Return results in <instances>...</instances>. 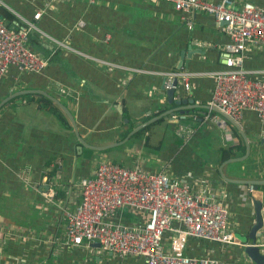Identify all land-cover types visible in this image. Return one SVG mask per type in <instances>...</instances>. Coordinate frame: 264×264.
Masks as SVG:
<instances>
[{
    "label": "crops",
    "instance_id": "obj_1",
    "mask_svg": "<svg viewBox=\"0 0 264 264\" xmlns=\"http://www.w3.org/2000/svg\"><path fill=\"white\" fill-rule=\"evenodd\" d=\"M246 1L264 8V0H240L238 7ZM0 12L10 26L33 22L37 29L30 33L29 47L48 60L40 74L11 67L0 85V264H146L142 258L106 252L98 243L76 248L65 243V212L80 201L72 185L94 178L103 160L165 171L193 186L205 180L230 210L229 229L244 243H252L254 200L260 201L263 225L256 236L264 244V189L250 194L247 185L229 182L219 172L222 148L237 144L238 134L243 137L234 127L235 141L227 143L223 128L204 120L214 90L209 74L226 69L223 50L229 42L213 16L195 12L189 28L184 13L160 0H0ZM38 12L42 17L35 20ZM244 68L264 79V46L247 47ZM169 72L192 74L190 90L178 88L198 106L181 121L192 134L179 133L178 124L166 117L106 154L82 147L61 108L35 93L44 92L68 108L87 145L106 146L175 107L164 90ZM17 94L23 95L13 98ZM238 123L251 154L225 166L224 174L263 181L264 124L252 112ZM51 188L65 196L47 200ZM147 220L146 213L129 209L108 218L128 227ZM188 255L253 264L240 249L200 239L189 241Z\"/></svg>",
    "mask_w": 264,
    "mask_h": 264
},
{
    "label": "built area",
    "instance_id": "obj_2",
    "mask_svg": "<svg viewBox=\"0 0 264 264\" xmlns=\"http://www.w3.org/2000/svg\"><path fill=\"white\" fill-rule=\"evenodd\" d=\"M171 2L175 10L184 13L186 24L192 28L189 16L204 12L223 26L229 37L224 48L226 69L209 74L214 90L206 108L204 120L218 123L225 132L227 143H234L233 127L216 108L238 123L246 112H252L264 124V79L253 77L256 72L244 68L249 45L264 46V8L240 0H160ZM42 13L34 15L38 20ZM80 27L84 26L81 21ZM33 22L10 26L0 15V85L11 67L40 74L48 60L29 47L30 33L36 30ZM109 40V36H107ZM191 73L165 74L164 90L191 88ZM221 116V117H220ZM179 133L189 137L192 130L181 121L186 114L170 116ZM239 124V123H238ZM77 188L80 201L73 210L65 212L64 240L72 247L98 243L104 251L119 257L142 258L146 264H221L215 257L188 255L191 239H200L244 252V243L229 229L230 210L216 194L200 180L198 186L170 177L165 171L150 172L142 167L126 168L103 160L94 178H82ZM250 194L253 186H248ZM47 200L56 198L54 188L45 194ZM146 213L148 220L139 226L112 224L108 218L120 210ZM264 255V244H259ZM245 254V253H244ZM246 255V254H245Z\"/></svg>",
    "mask_w": 264,
    "mask_h": 264
},
{
    "label": "water",
    "instance_id": "obj_3",
    "mask_svg": "<svg viewBox=\"0 0 264 264\" xmlns=\"http://www.w3.org/2000/svg\"><path fill=\"white\" fill-rule=\"evenodd\" d=\"M178 81L175 80L174 84H173V88L172 89H168L166 90V95L168 98V102L171 106H175L172 109L167 110L166 112H164L163 114H161L160 116H157L156 118H153L152 120L148 121L147 123L142 124L141 126L135 128L130 134L129 136L117 143L114 144H110V145H106V146H89L87 145L84 140L81 138L80 136V132L76 123V120L74 118V116L72 115V113L68 110V108H66L61 102L57 101L56 99L44 94V92H38L36 91L35 93L41 95V96H46L50 101L54 102L56 105H58L62 112L66 115V117L69 119V121L71 122L72 126H73V130L77 136V139L80 143V145L82 147H88L90 150L92 151H96V152H103V151H107L109 149L115 148V147H119L123 144H125L128 139L134 135L135 133H138L140 130L144 129L146 126L162 119V118H168L172 115H176V114H184L186 112H188L190 109H195L198 106L194 103V100L192 99H186L183 97L184 93H181V91H179L178 89ZM180 94V98L177 99L176 95ZM23 94H17V96H14L13 98H16L18 96H21ZM12 98V99H13ZM12 99H8V101L12 100ZM214 112L221 114L225 119H227L242 135L244 142H245V146H246V153L244 156L242 157H238V158H230L226 161H224L219 169L220 175L227 181L232 182L234 184H241V185H247V186H253L255 191L259 189V187L264 186V180L263 181H258V180H232V179H228L223 171V168L225 166H227L228 164H233V163H242L244 161H246L251 154V145L249 142V139L247 137V135L244 133V131H242V129L240 128L239 124L232 121L228 116L224 115L220 110L213 108L212 109ZM82 147H80V149L82 150ZM254 206H255V211H256V224L253 226L251 233H250V239L252 240V243L250 246L245 247L244 249V253L246 254V256L251 260V262L253 264H264V255L261 252L260 246H259V239L257 238L256 234L258 232V230H260L262 228L263 225V217H262V203L260 201L254 200Z\"/></svg>",
    "mask_w": 264,
    "mask_h": 264
},
{
    "label": "trees",
    "instance_id": "obj_4",
    "mask_svg": "<svg viewBox=\"0 0 264 264\" xmlns=\"http://www.w3.org/2000/svg\"><path fill=\"white\" fill-rule=\"evenodd\" d=\"M0 14H1V12H0ZM163 112H165V111H163ZM163 112H160V115ZM213 113L215 114V112H213ZM146 120H149V119H146ZM232 127H233L234 131L237 133V130L234 128V126H232ZM142 132L143 131L138 132L134 137H139ZM238 139H239V141H238L237 144H234L232 146H226V147H223L222 148L221 153H222V159H223V161H226V160H228L230 158L242 157V156L245 155V153H246L245 143H244L243 139L240 137L239 134H238ZM110 151L111 150L103 151V152H100V154H106V153H108ZM54 174H55V171L52 170L50 172L49 176L51 178H53ZM262 189H264V187H259V190H262ZM55 192H56V198L57 197L63 198L65 196L64 192L62 193L59 189H55Z\"/></svg>",
    "mask_w": 264,
    "mask_h": 264
},
{
    "label": "rangeland",
    "instance_id": "obj_5",
    "mask_svg": "<svg viewBox=\"0 0 264 264\" xmlns=\"http://www.w3.org/2000/svg\"><path fill=\"white\" fill-rule=\"evenodd\" d=\"M213 152V150H211L209 153L211 154Z\"/></svg>",
    "mask_w": 264,
    "mask_h": 264
}]
</instances>
